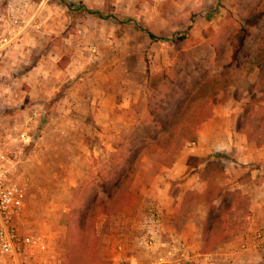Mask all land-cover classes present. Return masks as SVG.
<instances>
[{"label": "rangeland", "instance_id": "374dc122", "mask_svg": "<svg viewBox=\"0 0 264 264\" xmlns=\"http://www.w3.org/2000/svg\"><path fill=\"white\" fill-rule=\"evenodd\" d=\"M0 38L10 42L0 150L26 189L22 233L42 236L61 264H169L174 241L188 239L183 264H264V236L250 230L224 154L226 143L264 145V0H0ZM20 131L29 144L15 140ZM116 181L113 200L130 193L122 210L105 202L103 182ZM179 198L184 209L161 215ZM100 201L108 213L94 221L93 246ZM217 209L223 218L201 244Z\"/></svg>", "mask_w": 264, "mask_h": 264}, {"label": "built area", "instance_id": "2783aa9c", "mask_svg": "<svg viewBox=\"0 0 264 264\" xmlns=\"http://www.w3.org/2000/svg\"><path fill=\"white\" fill-rule=\"evenodd\" d=\"M10 42L0 38V59ZM33 115H35L33 113ZM11 138V135H9ZM15 140L29 144L28 132H15ZM14 156L0 150V263L3 264H61L50 255L45 239L40 235L22 233L16 225L26 197L25 186L14 176ZM261 239V233L255 234Z\"/></svg>", "mask_w": 264, "mask_h": 264}, {"label": "crops", "instance_id": "0c3cea01", "mask_svg": "<svg viewBox=\"0 0 264 264\" xmlns=\"http://www.w3.org/2000/svg\"><path fill=\"white\" fill-rule=\"evenodd\" d=\"M224 151H225L224 154L230 157V159H227V163L234 165L233 171H235L237 176V178H235L234 180L233 178L234 176H232V174L229 173L228 174L229 176L226 180L231 179L232 183H235L234 185H236V188L240 190L241 194L245 196L247 201L249 202V207H250L249 225H250V230L253 231L252 234L253 233L256 234L257 232H259L261 233V235L264 236V145L260 147H251L246 144L243 145V143L241 144L226 143ZM194 157H198V155H194ZM241 168H244L246 169V171L250 172V176L249 175L247 176L246 174L247 172H242L244 179L240 178L241 173L237 174V172ZM234 188L235 187H232L231 189ZM176 200H178L176 204H174L171 200L170 202H168V204H166V206H164L165 208L167 207L165 213H161L163 212L164 207L163 206L161 207L160 204L163 203V201H161V203L157 202L158 204H156V208L157 210H159L161 215L164 214L175 215L178 212V210L184 209L183 207H185V205H183L185 202L183 198H179ZM220 202H222V198ZM169 226L170 227H167L166 229L164 228V231L168 232L169 236H172V233L173 231L175 232V229L172 228V225ZM203 231L204 228H202L201 231V241H202L201 244H205V240L203 239ZM154 234L159 235L158 236L159 242L164 241L167 242V244H169V241L165 240L164 238L167 236L161 235V233L158 231H156ZM191 241H192L191 239L185 240L184 242L174 241L175 243L172 246L173 247L172 250L174 249V252L173 253H171V251L169 252L170 255L168 260L169 264H183L184 260L190 259L188 250L192 247L189 245ZM248 242L249 241H247V244ZM219 244L220 243H217L216 245H214L213 248H216L217 246H219ZM242 244L239 243V246L237 247L236 250V253L239 254L238 256L240 258L245 256L244 255L245 253L243 252L240 253V249H243L244 247L242 246ZM221 248L222 246L217 247L215 251L218 252V250H221ZM251 253H254V251L251 250ZM251 253L249 254L250 255L249 258H247L249 260L248 262L255 263L256 261H259V258L257 257L259 253L258 254L255 253L253 258L251 257ZM181 254L182 256L180 257ZM213 255L214 254L212 253H206L205 255H203V257L206 260L207 259L211 260L214 257ZM166 258L167 256L164 257L163 259L166 260ZM210 264H215V260L214 262L211 261Z\"/></svg>", "mask_w": 264, "mask_h": 264}, {"label": "trees", "instance_id": "16d2710c", "mask_svg": "<svg viewBox=\"0 0 264 264\" xmlns=\"http://www.w3.org/2000/svg\"><path fill=\"white\" fill-rule=\"evenodd\" d=\"M94 15H99L98 13L96 12H90ZM249 24H255V20L254 21H251V20H248L247 21ZM147 35L148 37L151 39V40H155V41H158V40H162L163 38H158L156 36H154L153 34L147 32ZM247 36V33L246 31L244 30L243 32V35L242 37L240 38L239 42H238V49L237 51H239L242 47H243V43H244V40ZM178 39H183L182 37L178 38ZM170 41H173L174 38L171 37L169 38ZM236 52V51H235ZM237 54V53H236ZM196 158L194 157H188L187 159V164L189 161H192V160H195ZM189 165V164H188ZM195 164H191V166L194 167ZM196 166V165H195ZM103 187L104 189H106V191L108 192L106 195V203H108L109 201L112 202L114 201L116 203V207L118 210H122L124 207L128 206L129 203H130V193L129 192H125V194H123V197L122 198H116L115 200H113L114 198V190H116L118 184H117V181L112 183L111 186H107V184L105 182H103ZM113 198V199H112ZM95 202V201H94ZM105 202L104 201H100V202H97L94 207L92 208V212L90 213V220H91V228L89 229V234H90V242L92 243V245L94 246V230L92 229L93 228V224H94V221L95 219L100 216V215H107V208L105 207ZM231 207V206H230ZM230 207H227L226 208V211H228V209ZM214 218V220L212 221L211 218ZM223 218V212L219 211L217 209V211L213 214V215H208L206 220H205V226H204V231H203V237L205 239V241L209 240L210 239V236H211V228L213 227L212 223L213 222H217V221H221V219ZM84 233H85V228H82L81 229ZM76 230L74 229L73 230V234H72V239L75 240L77 234L75 232ZM220 231V230H219ZM218 231V232H219ZM222 231V230H221ZM222 232H219V233H216L213 240L211 241L212 245L209 246V250L210 249H213L214 245H216L217 243H220L221 240H222ZM93 239V240H92ZM73 244V243H72ZM72 247V256L75 255V250L77 248L76 244H73L71 245ZM91 247V246H90ZM71 263H73V260L71 261Z\"/></svg>", "mask_w": 264, "mask_h": 264}]
</instances>
